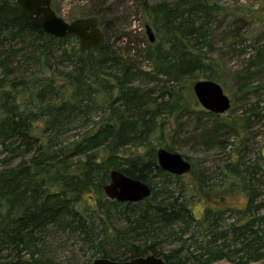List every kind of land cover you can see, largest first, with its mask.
I'll return each instance as SVG.
<instances>
[{
	"label": "trees",
	"instance_id": "trees-1",
	"mask_svg": "<svg viewBox=\"0 0 264 264\" xmlns=\"http://www.w3.org/2000/svg\"><path fill=\"white\" fill-rule=\"evenodd\" d=\"M138 1L157 34L150 46L164 84L156 98L134 86L132 67L107 41L100 49H68L75 35L43 33L15 0H0L1 263L62 264L49 243L61 233L76 235L91 258L154 254L168 264H264V153L246 161L237 149L226 175L239 183L226 186L191 180L192 164L189 173L173 175L156 161L159 148L174 151L160 139L161 119L182 107L176 85L194 74L219 81L212 36L226 9L215 0ZM256 51L264 61V42ZM27 61L38 68L24 70ZM253 65L254 58L246 68ZM236 81L241 102L247 90L264 92V83L244 75ZM72 128L85 130L59 140ZM113 169L148 184L150 196L131 203L108 199L103 185ZM172 183H178L173 190ZM205 190H218L220 205L209 204L197 216L192 205ZM235 193L244 195L242 206L228 203ZM165 233L179 235L181 244L165 250Z\"/></svg>",
	"mask_w": 264,
	"mask_h": 264
},
{
	"label": "rangeland",
	"instance_id": "rangeland-1",
	"mask_svg": "<svg viewBox=\"0 0 264 264\" xmlns=\"http://www.w3.org/2000/svg\"><path fill=\"white\" fill-rule=\"evenodd\" d=\"M163 1L173 0H148L150 4ZM215 1L226 9L215 19L212 43L213 56L219 61L221 69L218 83L230 99V108L216 116L208 114L193 92V84L200 79V75L186 77L176 85L182 95V107L178 112L161 119L164 131L160 140L169 145L174 150L172 152L181 154L192 164L195 172H188L191 180L203 179L209 184L226 186L228 181L239 183L238 179L226 175V166L237 160V149L246 155V161H256L264 153L263 89L255 93L247 90L244 93L248 94V100L241 102L243 93L238 91L239 85L236 81L238 76L240 78L244 75L250 83H264V61H258L256 51L257 46L264 42H259L264 39V0ZM51 8L67 22L88 16L101 18L98 22L105 34V42L132 67L134 86L151 90L152 98L160 94L164 76L157 71L146 27L153 33L154 43L157 42V34L138 0H51ZM71 47L77 48L78 41H70L67 48ZM253 58L255 65L246 68L249 60ZM22 68L35 71L38 66L33 61H27ZM59 68L65 71L68 69L63 65H59ZM246 69H249L251 76ZM159 100L158 98L157 101ZM257 101L259 109L252 110L251 107ZM255 112L260 113V116L254 115ZM84 130L85 128H72L59 135V140L73 139ZM177 185L178 183L170 184V189L173 190ZM261 188L264 189V186ZM220 189L223 190L224 187ZM218 195V190L213 193L205 190L200 199H195L192 210L200 216L205 206L220 205ZM86 199L90 200L88 196ZM227 201L242 206L245 199L243 194L235 193L233 197L229 195ZM193 227L194 230L199 228L195 224ZM187 236L188 233L182 235V239ZM177 237L169 233L162 235L160 239L164 249L168 251L177 248L181 244ZM49 243L54 257L62 264H83L89 258L90 264L96 259L91 258L92 254L87 246L74 234L57 233L53 239H49ZM192 245L195 248L198 244ZM255 264H261V261Z\"/></svg>",
	"mask_w": 264,
	"mask_h": 264
},
{
	"label": "water",
	"instance_id": "water-1",
	"mask_svg": "<svg viewBox=\"0 0 264 264\" xmlns=\"http://www.w3.org/2000/svg\"><path fill=\"white\" fill-rule=\"evenodd\" d=\"M20 13L29 19L43 33L55 37L75 35L78 39V49L85 52L89 47L100 49L104 45L105 34L99 26L97 17L88 16L67 22L57 16L51 8V0H15ZM149 41H154V35L146 27ZM193 92L199 104L207 111L222 114L230 108V99L224 93L222 86L213 80L200 79L193 84ZM158 166L173 175H184L191 169V163L181 154L164 148L156 151ZM103 192L108 199L118 202H139L149 197L151 188L145 182L132 178L119 170L109 172V181L103 185ZM0 264H10L1 263ZM90 264H168L154 254L134 257L127 260H113L98 257ZM213 264H232L230 262H215Z\"/></svg>",
	"mask_w": 264,
	"mask_h": 264
}]
</instances>
